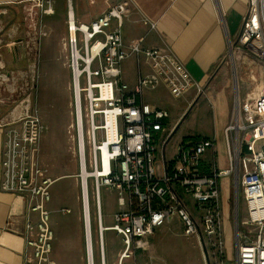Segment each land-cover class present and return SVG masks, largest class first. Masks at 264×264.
<instances>
[{
    "label": "built area",
    "instance_id": "1",
    "mask_svg": "<svg viewBox=\"0 0 264 264\" xmlns=\"http://www.w3.org/2000/svg\"><path fill=\"white\" fill-rule=\"evenodd\" d=\"M247 3L239 36L233 44L255 57L260 69V87L254 96L235 101L233 119L224 130L229 163L226 169H220L215 158H206L215 148L213 138L182 142L168 160L171 114L145 97L162 86L179 98L192 88V77L169 51L125 45L127 0H118L90 23L77 22L68 8L65 46L70 55L74 87L73 127L80 163L87 264H94L89 179L94 184L101 264H106L103 233L107 230L114 231L124 245L116 264H126L131 258L137 264V255L150 247L147 238L174 220L179 221L185 236L196 238L200 245L203 241L207 250L219 252L220 257L225 255L221 200L223 181L230 177L238 203L242 195L248 222L243 232L237 221L236 264H264V0H247ZM40 9L46 15L55 14L51 0H34L28 11L31 21ZM2 31L0 25V34ZM29 45L23 47L25 56L29 55L26 50ZM131 55L139 64L132 90L123 82L121 70L122 62ZM141 59L148 61L150 72L141 71ZM0 68H5L1 61ZM82 76H85L84 88ZM0 78H6L1 71ZM250 80L258 81L253 73ZM8 127L11 128L5 132L0 185L2 191L27 202V245L34 249V255L26 257L25 264H54L48 257L54 235L46 204L51 201L52 186L60 178H52L40 165L38 144L43 126L26 104L20 115L10 121L0 118V129ZM158 161L164 172L162 176L158 175ZM101 187L119 192L120 210L110 227L103 225ZM31 213L38 214L37 223L31 219Z\"/></svg>",
    "mask_w": 264,
    "mask_h": 264
},
{
    "label": "rangeland",
    "instance_id": "2",
    "mask_svg": "<svg viewBox=\"0 0 264 264\" xmlns=\"http://www.w3.org/2000/svg\"><path fill=\"white\" fill-rule=\"evenodd\" d=\"M56 15H46L43 9L37 12L34 21L36 30L30 27L31 22L25 20V16L19 18L20 32L14 37L25 36L31 32V36L37 37L40 41L34 47L32 44L26 48L29 55L19 60L17 65H11L13 76L5 85L4 99L9 106V113L17 107L21 111L26 104L39 117L43 130L38 144V154L40 165L52 178H60L51 188V201L46 204L49 211V225L54 237L61 233L64 227L83 229V210L80 188V163L76 142V131L74 124V97L73 79L70 69V55L65 52V70L54 68L50 57L43 54V41L50 36V21L48 18L54 17V30L56 34L67 35V18L63 19L68 12L66 0L59 5L53 1ZM27 18V17H26ZM23 19V20H22ZM58 19L61 20L60 26ZM5 20V19H3ZM6 30L13 29L14 21H10ZM77 22L79 20L77 19ZM14 30V29H13ZM20 42L15 44L19 45ZM82 44L79 42V48ZM4 54V53H3ZM6 57V54H4ZM142 59L140 66L142 68ZM60 67V66H59ZM255 67V68H254ZM139 68L138 60L134 55L122 62V79L130 90L133 89ZM10 70V69H9ZM63 72V73H62ZM259 79L260 69L255 57L246 49H238L233 42L229 43L223 69L218 70L204 91L195 92L192 98L187 99L194 89L191 88L181 97H174L167 89L148 92L146 100L157 103L166 108L171 116V132L181 121L195 102V105L187 118L184 120L176 134L170 139L167 146V157L170 160L176 147L188 137H207L216 140V157L220 169L229 167L227 161L224 132L217 124L218 109L215 103L218 98L226 93L229 97L230 120L233 119L235 101L240 98L244 100L247 95L255 91L257 83H252L250 75ZM245 81V82H244ZM195 85V84H194ZM81 86L85 87V76L81 77ZM215 98V100L212 99ZM188 100V101H187ZM29 101V102H28ZM84 107V125L87 126L86 103ZM3 116V115H2ZM216 116V117H215ZM228 124V125H229ZM227 125V126H228ZM170 132V134H171ZM87 159H90V149L86 139ZM158 175L162 176L161 163L157 164ZM88 171L90 168L88 166ZM231 179L223 181V191L221 204L223 207V220L225 231V250L226 254L220 257L219 252L208 250L211 264H236L235 236L237 221L240 223L241 230L246 232L247 210L240 193V202H237L235 185L231 184ZM89 199L92 223V242L94 251V264H101L99 249V235L96 217L95 193L92 179L88 180ZM118 190L101 187L100 201L102 210V220L105 227L114 225V215L120 210L118 205ZM71 210L65 213L63 210ZM38 216V215H37ZM77 220V224L75 223ZM254 232V229H252ZM150 247L139 253L136 257L137 264H207L199 241L196 238L187 237L183 234L181 225L176 222L165 225L157 232L148 237ZM104 251L106 264H116L124 245L119 236L114 231H104L103 233ZM56 240L52 241V251L48 255L50 262L54 264H75L76 257L74 249H64L62 245L54 248ZM80 260L81 264H87L86 253ZM47 264V263H44ZM126 264H134L133 258L128 259Z\"/></svg>",
    "mask_w": 264,
    "mask_h": 264
},
{
    "label": "crops",
    "instance_id": "3",
    "mask_svg": "<svg viewBox=\"0 0 264 264\" xmlns=\"http://www.w3.org/2000/svg\"><path fill=\"white\" fill-rule=\"evenodd\" d=\"M32 1L34 0H0V25L3 28L0 34L2 41L0 61L5 67L4 69L0 68V71L6 75V78H0V118H4L5 121L19 116L21 112L19 106L9 113V106L4 99V87L14 74V70H11L10 66L17 65L19 60L26 58L23 47L27 43L36 47L35 41L40 42L36 37L32 39L31 32L25 36L14 37L17 32L18 34L20 32L19 21L21 19L19 20V18L22 14L25 16L24 21L31 22L28 11L31 9ZM53 1L57 5L61 2L62 6L65 0H51L52 3ZM117 1L66 0V3H68V8L72 9L76 20L78 19L80 23H90ZM127 2L128 12L124 18L123 27L125 45L127 47L140 45L146 49L158 48L169 51L178 58L192 77L194 92L187 98L188 100L195 95L196 91L198 94L204 91L214 74L223 69L229 43H234L237 40L248 7L247 0H127ZM38 11L36 10V12ZM7 18L15 22L13 23L15 24L14 30L5 31L9 23ZM53 18L51 16L48 18L50 36L43 41L42 50L45 56L50 57L54 68L65 70L67 35L55 33L53 25L56 22ZM65 18H67V13L66 16H63V19ZM60 22L61 20L58 19L59 26ZM33 25L36 30L35 24L31 22L30 27ZM17 42H20L19 45L15 44ZM3 53L6 54V57ZM142 60L141 71L150 72L148 61ZM137 69L135 84L139 74V68ZM256 80H258V87L260 75ZM212 99L215 100L214 97ZM229 100L226 93L222 97L220 96L217 101L215 100V108L218 109V118H215V124L223 129V132L230 120ZM10 128L0 129V163L3 157L5 132ZM206 158H215L217 161L216 144L215 148L207 153ZM1 175L0 165V184ZM37 215V213L30 214L35 223L38 221ZM27 217L26 200L2 191L0 185V264H25L26 257L34 255V249L27 245ZM174 222L180 224L177 220ZM75 223L77 224V220ZM57 236V238L54 237L56 240L54 248L59 245H62L64 249L72 248L76 257L82 261L81 258L85 252L83 229L64 227ZM80 260H76L75 264H81Z\"/></svg>",
    "mask_w": 264,
    "mask_h": 264
},
{
    "label": "water",
    "instance_id": "4",
    "mask_svg": "<svg viewBox=\"0 0 264 264\" xmlns=\"http://www.w3.org/2000/svg\"><path fill=\"white\" fill-rule=\"evenodd\" d=\"M195 105V102L193 103V105L190 107V109L187 111V113L182 117L181 121L176 125V127L173 129V131L171 132V134L168 137V141H170V139L176 134V132L178 131V129L180 128V126L182 125V123L184 122V120L187 118V116L189 115V113L191 112V110L193 109ZM201 248L203 250L204 256H205V261L207 264H211L210 262V257H209V253L208 250L204 244L203 241H201Z\"/></svg>",
    "mask_w": 264,
    "mask_h": 264
},
{
    "label": "trees",
    "instance_id": "5",
    "mask_svg": "<svg viewBox=\"0 0 264 264\" xmlns=\"http://www.w3.org/2000/svg\"><path fill=\"white\" fill-rule=\"evenodd\" d=\"M201 138H205V137H201V136L188 137V138L184 139L183 142H195V141L200 140Z\"/></svg>",
    "mask_w": 264,
    "mask_h": 264
},
{
    "label": "bare ground",
    "instance_id": "6",
    "mask_svg": "<svg viewBox=\"0 0 264 264\" xmlns=\"http://www.w3.org/2000/svg\"><path fill=\"white\" fill-rule=\"evenodd\" d=\"M255 68V67H254ZM254 74V73H253ZM260 75V74H259ZM260 86L257 87V89L255 91H253L252 94H250L251 96H254L257 93V90ZM73 97H74V87H73Z\"/></svg>",
    "mask_w": 264,
    "mask_h": 264
}]
</instances>
